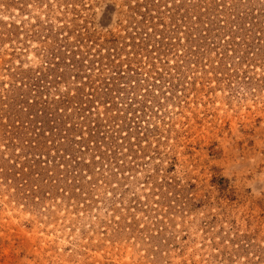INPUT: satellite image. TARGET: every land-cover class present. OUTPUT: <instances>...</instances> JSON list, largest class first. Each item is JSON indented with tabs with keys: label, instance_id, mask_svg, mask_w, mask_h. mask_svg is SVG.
Wrapping results in <instances>:
<instances>
[{
	"label": "rangeland",
	"instance_id": "374dc122",
	"mask_svg": "<svg viewBox=\"0 0 264 264\" xmlns=\"http://www.w3.org/2000/svg\"><path fill=\"white\" fill-rule=\"evenodd\" d=\"M0 264H264V0H0Z\"/></svg>",
	"mask_w": 264,
	"mask_h": 264
},
{
	"label": "bare ground",
	"instance_id": "6f19581e",
	"mask_svg": "<svg viewBox=\"0 0 264 264\" xmlns=\"http://www.w3.org/2000/svg\"><path fill=\"white\" fill-rule=\"evenodd\" d=\"M214 123V122H213ZM239 173V172H238ZM238 173H236V174H238Z\"/></svg>",
	"mask_w": 264,
	"mask_h": 264
}]
</instances>
